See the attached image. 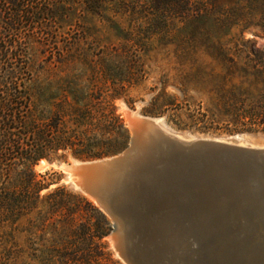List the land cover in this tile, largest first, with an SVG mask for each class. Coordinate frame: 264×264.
I'll return each instance as SVG.
<instances>
[{
    "label": "trees",
    "instance_id": "trees-1",
    "mask_svg": "<svg viewBox=\"0 0 264 264\" xmlns=\"http://www.w3.org/2000/svg\"><path fill=\"white\" fill-rule=\"evenodd\" d=\"M79 6L117 27L107 14L129 13L147 38L168 37L172 22L181 20L191 47L201 42L203 58L195 50L177 56L178 68L190 71L181 74V87L175 85L184 95L186 121L174 115L169 122L179 130L245 133L264 132V51L254 50L242 38L252 28L264 31V0H0V227L19 228L33 215L39 224L51 226V219L65 211L71 224L59 255L61 264H120L103 242L112 228L109 218L65 186L42 196L52 183L34 170L40 160H51L60 151L71 150L80 160H96L122 152L129 143V130L114 105L122 85L136 84L142 71L129 44L121 52L115 50L119 54H111L126 62L124 76L113 72L112 63L92 68L89 82L102 86L93 85L87 93L63 90L60 97L47 99L31 86L35 73L30 51L35 43L56 55L60 65L87 62L88 53L81 47L87 29L73 30V12ZM191 89L207 95L205 105L193 102L188 96ZM178 102L176 95L163 89L145 114L160 117L184 109ZM70 200L85 203L93 215L66 208ZM93 216L97 223L91 222ZM4 244L0 264H30L23 250Z\"/></svg>",
    "mask_w": 264,
    "mask_h": 264
},
{
    "label": "water",
    "instance_id": "water-1",
    "mask_svg": "<svg viewBox=\"0 0 264 264\" xmlns=\"http://www.w3.org/2000/svg\"><path fill=\"white\" fill-rule=\"evenodd\" d=\"M119 154L66 165L125 264H264V145L176 133L127 112ZM264 139V136H261Z\"/></svg>",
    "mask_w": 264,
    "mask_h": 264
},
{
    "label": "rangeland",
    "instance_id": "rangeland-1",
    "mask_svg": "<svg viewBox=\"0 0 264 264\" xmlns=\"http://www.w3.org/2000/svg\"><path fill=\"white\" fill-rule=\"evenodd\" d=\"M73 13L76 17L73 30L77 31V29L82 28L87 29L88 32L86 42L81 43V47H83L88 53L87 62L76 60L68 65H60L55 61L56 55L51 56L49 51L45 52L42 44L35 43L30 51V63L32 70L35 73L34 81L31 83V86L35 91L38 92L41 90L47 99L60 97L63 90L78 89L87 93L93 88V85L102 86L101 83L91 84L89 82L88 78H90L91 73L94 72L92 68H95L96 70L103 69L110 63H112L113 67H111V69L113 72L120 76H124V73L127 72L125 69L126 62H124L120 56L114 57L111 56V54H119L115 50L121 52L123 50L122 47L129 44L131 52L138 55L136 57V62L137 66H140L138 70L140 69L142 71L138 73L139 76L138 80L135 82L136 84L128 85V83H124L122 85L124 86V89L121 91V97L114 100L117 114H119L124 120L127 128L126 113L133 112L138 116L159 119L164 127L176 133H184L195 137H235L240 140H246L248 139V136L251 135L254 137L252 139L253 142L261 143L263 140L261 136H264V132L262 131L230 133L225 130H220L216 132L200 133L179 130L169 122L168 117L174 115L178 121H186V106L183 105L184 95L175 85L181 87L179 79L181 74L184 75L190 71L188 70V67L183 70L178 68L176 63L177 56L195 50L197 51L198 57L203 58L201 42L198 43L194 49L191 47V44L187 39V33H185V31L183 33V23L181 20L172 22L173 24H171V30L170 33H168V37L162 39L156 36L152 38L144 36L142 33L143 30H141L142 28H139V22L133 21L134 17L129 13L118 15L117 17H113V13L111 12L107 14V17L114 18L118 27L110 24L106 18L103 19V17H100L99 15H93L87 12L82 6H79ZM130 33L131 36H129ZM126 38H130L131 40L135 39L136 43L132 45L131 42H127ZM242 38L244 42L249 41L250 44H248V46H252L254 50L264 51V31L262 29L252 28L251 30L246 31ZM62 43L63 42L59 45L62 46ZM53 51L56 52L57 50L53 49ZM52 57H54L53 60H51ZM133 59L135 61L134 56ZM117 66L119 68H117ZM123 67L124 69H122ZM211 70L212 69H207V71ZM215 70L220 71V68ZM78 77L79 81L77 82L75 79ZM163 89L166 90V94L168 95H176L179 100L178 103L184 106V109L169 110L165 115L160 117L145 114V110L151 106L153 99L159 95ZM188 96L193 97L194 103H202L203 105L206 104L208 99L204 92L195 89H191L188 92ZM164 100L169 101L168 97H165ZM42 161H46L48 166L47 168L43 167L42 170H38L37 166H39ZM89 161L94 160L77 159L71 150L60 151L51 160H40L34 167L35 172L38 175L43 176L46 182L52 183L47 190H44L41 193L42 196L47 195L57 187L65 186L70 192L85 197L99 209L94 201L77 190L68 181L67 173L61 168L62 165H73L77 162L81 163ZM48 206L49 205L45 203V205L42 206V209L46 210ZM66 208H78L82 211V214L86 215L85 213H88L87 217L93 215L90 210L87 211L89 208L85 203H78L74 200H70V202L67 203ZM109 220L111 222L110 218ZM70 221L71 215L69 216L64 211L51 219V223L54 222V225L51 224V226H44L41 224L42 222L39 224L35 215L23 220L19 228L12 227L11 225H3L0 227V246H5L4 243L7 242H9V244H7L8 246H17V248L25 252L24 258L26 262L30 264H61V257L59 255L62 252L64 244L69 239L67 227L71 224ZM91 222L97 223L95 216H93ZM35 225L40 226L36 227ZM109 234L103 239V242L107 244L108 251L112 253L113 259L120 264H125L114 252L112 244L108 239ZM34 257H37L36 260Z\"/></svg>",
    "mask_w": 264,
    "mask_h": 264
},
{
    "label": "bare ground",
    "instance_id": "bare-ground-1",
    "mask_svg": "<svg viewBox=\"0 0 264 264\" xmlns=\"http://www.w3.org/2000/svg\"><path fill=\"white\" fill-rule=\"evenodd\" d=\"M160 123H161V121L159 120V119H157ZM162 124V123H161ZM235 138V137H234ZM236 139H238V138H236ZM254 144H256V145H258V146H262V145H264V139L261 141V143H257V142H253ZM80 162H77V163H75V164H79ZM47 166H48V164H47V162L46 161H42L41 163H40V165L39 166H37V169L38 170H42V168L43 167H46L47 168ZM64 166H66V165H62L61 166V168L62 169H64Z\"/></svg>",
    "mask_w": 264,
    "mask_h": 264
}]
</instances>
